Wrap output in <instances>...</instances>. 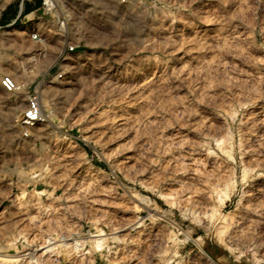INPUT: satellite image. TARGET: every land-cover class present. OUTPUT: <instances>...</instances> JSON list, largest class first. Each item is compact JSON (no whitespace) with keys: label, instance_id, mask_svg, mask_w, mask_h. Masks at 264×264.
I'll return each mask as SVG.
<instances>
[{"label":"rangeland","instance_id":"374dc122","mask_svg":"<svg viewBox=\"0 0 264 264\" xmlns=\"http://www.w3.org/2000/svg\"><path fill=\"white\" fill-rule=\"evenodd\" d=\"M19 2L0 264H264V0Z\"/></svg>","mask_w":264,"mask_h":264},{"label":"built area","instance_id":"2783aa9c","mask_svg":"<svg viewBox=\"0 0 264 264\" xmlns=\"http://www.w3.org/2000/svg\"><path fill=\"white\" fill-rule=\"evenodd\" d=\"M35 1L36 0H20L18 14L15 19L12 20L11 23H14L15 20L20 17L22 13H24L26 2H29L34 5ZM39 8L42 9L43 13H52L54 11L53 13L56 14L59 25L64 26V17H62L63 19H59L60 15H58V0H40V6L36 8L34 7L29 12V14L34 13ZM32 37L38 39V35H36L35 33L32 34ZM39 40L41 39L39 38ZM69 48L71 50L73 47L70 46ZM0 88L6 93H14L19 87L16 80L10 74H3L0 77ZM41 119L42 112L39 107L38 99L35 95L32 94L28 97L27 103L24 109L22 110L21 117L18 119V121L23 126H29L33 125Z\"/></svg>","mask_w":264,"mask_h":264},{"label":"bare ground","instance_id":"6f19581e","mask_svg":"<svg viewBox=\"0 0 264 264\" xmlns=\"http://www.w3.org/2000/svg\"><path fill=\"white\" fill-rule=\"evenodd\" d=\"M5 256H6L7 260H8V258L11 259V257H12L13 255H5ZM14 257H15V256H14ZM6 258H5V259H6ZM12 258H13V257H12ZM10 259H9V260H10Z\"/></svg>","mask_w":264,"mask_h":264},{"label":"trees","instance_id":"16d2710c","mask_svg":"<svg viewBox=\"0 0 264 264\" xmlns=\"http://www.w3.org/2000/svg\"><path fill=\"white\" fill-rule=\"evenodd\" d=\"M26 10H27V7H26Z\"/></svg>","mask_w":264,"mask_h":264}]
</instances>
